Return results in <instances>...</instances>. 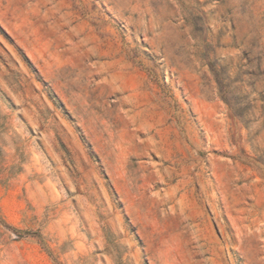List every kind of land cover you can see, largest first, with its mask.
Wrapping results in <instances>:
<instances>
[{"label": "rangeland", "instance_id": "rangeland-1", "mask_svg": "<svg viewBox=\"0 0 264 264\" xmlns=\"http://www.w3.org/2000/svg\"><path fill=\"white\" fill-rule=\"evenodd\" d=\"M0 264H264V0H0Z\"/></svg>", "mask_w": 264, "mask_h": 264}]
</instances>
